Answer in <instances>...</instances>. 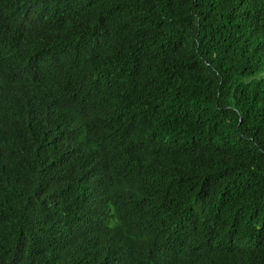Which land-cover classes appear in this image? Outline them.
Wrapping results in <instances>:
<instances>
[{"label":"trees","instance_id":"16d2710c","mask_svg":"<svg viewBox=\"0 0 264 264\" xmlns=\"http://www.w3.org/2000/svg\"><path fill=\"white\" fill-rule=\"evenodd\" d=\"M263 246L264 0H0V264Z\"/></svg>","mask_w":264,"mask_h":264},{"label":"bare ground","instance_id":"6f19581e","mask_svg":"<svg viewBox=\"0 0 264 264\" xmlns=\"http://www.w3.org/2000/svg\"><path fill=\"white\" fill-rule=\"evenodd\" d=\"M226 6V5H225ZM226 12V11H225ZM224 13V12H223ZM217 20V19H216ZM224 21V20H223ZM133 31V30H132ZM231 32V31H230ZM259 36V35H258ZM231 40V39H230ZM234 40V39H233ZM234 44V43H233ZM239 48V47H238ZM201 52V51H200ZM249 54V53H247ZM229 55V54H228ZM205 56V55H204ZM227 58V57H226ZM174 59V58H173ZM87 60V59H86ZM170 62V61H169ZM183 64V63H182ZM253 67V66H252ZM185 69V68H184ZM89 72V71H88ZM201 73V72H200ZM29 74V73H28ZM194 74V73H193ZM215 74V73H214ZM168 76V75H167ZM186 76V75H185ZM79 77V76H78ZM195 78V77H194ZM216 82V81H215ZM64 83V82H63ZM208 83V82H207ZM200 85V84H199ZM242 85V84H241ZM207 87V86H206ZM237 88V87H236ZM200 89V88H199ZM198 91V90H197ZM196 92V91H195ZM214 92V91H213ZM14 94V93H13ZM196 96V95H195ZM216 98V96H215ZM168 99V97H167ZM247 99V98H246ZM12 100V99H10ZM166 102V101H165ZM139 103V102H138ZM198 103V102H197ZM208 103V102H205ZM242 104V103H241ZM192 105V104H191ZM173 106V105H172ZM213 106V105H212ZM262 106V105H261ZM203 107V106H202ZM241 107V106H240ZM166 108V107H165ZM252 108V107H251ZM142 111V110H141ZM217 112V111H216ZM152 113V112H151ZM173 113V111H172ZM176 113V112H175ZM180 113V112H179ZM206 114V113H205ZM216 114V113H215ZM154 116V115H153ZM209 116V115H208ZM214 117V116H213ZM205 118V117H204ZM186 119V118H185ZM188 120V119H187ZM191 120V119H190ZM141 122V121H140ZM171 124V123H170ZM177 124V123H176ZM190 125V124H189ZM196 125V124H195ZM212 125V124H211ZM242 125V124H241ZM143 127V126H142ZM241 128V127H240ZM219 129V128H218ZM197 132V131H196ZM214 132V131H213ZM150 133V132H149ZM171 135V134H170ZM148 136V135H147ZM181 136V135H180ZM220 136V135H219ZM177 138V137H176ZM231 141V140H230ZM31 142V141H30ZM214 142V141H213ZM233 142V141H232ZM29 143V142H28ZM143 143V142H142ZM30 144V143H29ZM203 144V143H202ZM126 145V144H125ZM196 145V144H195ZM167 146V145H166ZM225 147V146H224ZM198 148V147H197ZM216 148V147H215ZM133 151V150H132ZM126 152V151H125ZM111 153V152H110ZM114 153V152H113ZM163 154V153H162ZM121 155V154H120ZM123 155V154H122ZM10 156V155H9ZM166 156V155H165ZM180 156V155H179ZM119 158V157H118ZM131 159V158H130ZM17 160V159H16ZM14 161V160H13ZM103 161V160H102ZM9 162V161H8ZM4 164V163H3ZM14 164V163H13ZM27 167V166H26ZM7 168V167H6ZM110 169V168H109ZM148 174V173H147ZM24 176V175H23ZM153 176V175H152ZM194 177V176H193ZM9 178V177H8ZM38 182V181H37ZM154 186V185H153ZM152 186V187H153ZM148 189V188H147ZM162 195V194H161ZM245 195V194H244ZM262 195V194H261ZM139 196V195H138ZM262 198V197H261ZM206 199V198H205ZM148 202V201H147ZM245 202V201H244ZM144 205V204H143ZM239 205V204H238ZM245 206V205H244ZM243 206V207H244ZM254 207V206H253ZM228 211V210H227ZM253 222V221H252ZM236 223V222H235ZM133 232V231H132ZM123 234V233H122ZM142 239V238H141ZM129 242V241H128ZM127 244V243H126ZM132 244V243H131ZM146 247V246H145ZM264 247V246H263ZM142 253V252H141ZM155 255V254H154Z\"/></svg>","mask_w":264,"mask_h":264}]
</instances>
